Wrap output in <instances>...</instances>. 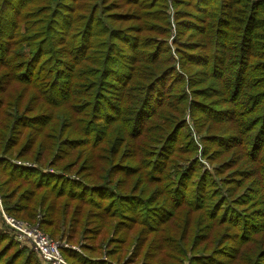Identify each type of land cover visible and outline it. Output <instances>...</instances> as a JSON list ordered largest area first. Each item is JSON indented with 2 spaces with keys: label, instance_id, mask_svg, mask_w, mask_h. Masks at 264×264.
<instances>
[{
  "label": "trees",
  "instance_id": "trees-1",
  "mask_svg": "<svg viewBox=\"0 0 264 264\" xmlns=\"http://www.w3.org/2000/svg\"><path fill=\"white\" fill-rule=\"evenodd\" d=\"M95 1L80 4L76 0H0V65L4 66L9 53L12 54L11 58L22 57L6 76L21 81L35 79L40 90L46 89L44 98L51 101L54 108H66L65 111H68L71 118V124L65 125L59 119L61 123L51 128L53 132L49 138L54 140L55 146L58 140L69 135L64 139L67 153L70 154L75 146H85L81 148L86 150L77 152L75 158L91 164L90 169L95 168L94 164L98 160L105 164L114 162L122 145L112 133L103 134V130L122 126L125 135L131 139H136L137 136L147 137L151 118L167 103L170 96H174L170 101L171 109L183 102V105L186 104V112L196 123L200 118L206 119V128L211 124L214 127L225 123L235 129L236 133L241 116L247 115L252 120L248 131L253 129L247 148L258 146L264 140V0H174L177 26L173 45L178 65L174 64L167 41L153 43L148 39L149 36L142 35L148 29H153L146 26V16L158 14V34L161 40L168 37L171 25L163 13L166 0H121L122 4H137L143 8L135 16L138 22L143 23L134 24L131 29L114 25L113 22L121 20V13H112L109 20L105 15V0L101 2V6L95 4ZM128 18L130 14H126V19ZM143 38L149 40L148 44H143ZM18 44L19 49H14ZM149 45L152 47L148 48ZM143 46L147 49H141ZM116 48L128 50L116 53ZM165 54L171 59L160 58ZM114 55L118 59V65L112 70L110 63ZM63 78L70 79L77 85L64 89L60 81ZM53 79V86L49 89L46 83ZM134 79L136 82L131 85L129 81ZM108 86L121 90L106 93ZM58 91H62V94L57 95ZM44 98L40 100L44 101ZM28 113L22 108V113L16 120L22 126L24 122L20 119L27 115L29 123L32 120L34 130L39 129V133L37 136H27L17 152L18 156L23 154L22 150L27 153L36 144L41 146V131L51 119L48 115L33 119V115ZM180 115L181 113L177 114ZM61 117L63 114L59 118ZM164 117L161 120L165 121L156 123L157 132L164 137L161 149L169 151L175 139L185 129L186 122L180 120L167 132L170 124L166 119L171 117ZM76 131H79L80 137L73 136ZM235 133L226 131L222 134L211 130L206 138L209 144L217 145L218 150L231 146ZM155 138L157 137L152 136L148 139L145 147L147 144L151 145ZM188 142L191 143L189 140ZM127 144L131 147L126 154H132L131 158L135 159L139 143L128 140ZM191 147H194L192 143L187 150ZM39 150L34 154L36 161L41 160ZM64 150H59L60 154L56 153V156H66ZM156 154L160 155L161 150ZM154 160L157 162V158L152 160L153 163ZM251 161L256 167H250L248 171L239 168L238 178L242 180L249 174L247 177L257 182L258 190L247 191L243 202L253 196L256 198L253 202L259 199V203H264V168L261 169V162ZM12 164L0 158V170L8 178H18L23 185L28 183L26 189L20 191V197L27 198L25 194L29 195L27 199L30 205L21 204L20 201L9 204L13 197L12 191L3 194L2 199L5 210L22 220L31 221L37 206L43 210L49 199L48 195L55 192L56 196H60L65 192L62 191L65 188L63 184L70 183L58 180L56 186L52 183V187L60 189L52 190L49 186L52 177L54 182L56 176L33 166L21 168V165L17 167ZM122 166L120 163L116 168ZM193 168L195 162L186 171L176 169L175 172L188 174ZM140 170H143V164ZM183 179L184 176L179 178L178 175L172 186H169L174 197L177 194L178 198L184 197L186 189L183 188ZM73 188L80 190L82 185L78 183L77 188ZM43 189L45 193L40 192ZM223 189L227 190L226 187ZM104 190L110 193L105 185L98 183L84 189V197L82 194L78 196L87 201L86 196ZM228 194L226 191L225 194L215 196L217 201L206 211L211 218L215 216L216 219V215L220 214L218 220L224 216L223 222H231L232 226L237 227L239 231L235 237L242 243L262 230L264 221L259 226L260 219L252 220L251 215L246 218L240 207H227ZM73 195L75 194L68 193V196ZM97 196H93L92 200H96ZM126 198L127 201L120 200V205L124 209L122 213L125 218H131L136 214L138 207L135 206L141 200L138 196L131 195ZM128 198L137 200V203L128 201ZM235 203L240 205L241 202ZM92 204L94 203L90 200L89 205ZM48 206L49 203L46 207ZM259 206L260 204L257 208ZM211 207L213 210H210ZM259 210L258 214L263 216L264 208ZM58 222V219H46L41 222L42 230L52 237L55 231L52 232L50 227L53 228V224ZM64 249L62 255L67 260L68 255L73 256V252L67 254L69 249ZM263 251L259 264H264ZM234 252L235 247L225 255L227 264H236L238 257ZM73 254L77 256V260H84L83 256ZM18 256H22V264H39L37 256L28 247H19L10 235L0 232V264H13Z\"/></svg>",
  "mask_w": 264,
  "mask_h": 264
},
{
  "label": "rangeland",
  "instance_id": "rangeland-1",
  "mask_svg": "<svg viewBox=\"0 0 264 264\" xmlns=\"http://www.w3.org/2000/svg\"><path fill=\"white\" fill-rule=\"evenodd\" d=\"M76 1L82 4L90 3L92 0ZM102 1L104 0H96L95 4L101 6ZM104 2L106 3L105 13H107L105 15L109 20L112 13H121V20L113 22L114 25L131 29L134 24L143 23L138 22L135 18L143 9L139 7L140 5H125L121 0H105ZM111 5L113 6L111 7ZM163 13L171 25L168 37L161 40V36L158 34V25H160L156 21L159 19L158 14L146 16V26L153 29H148V32L142 35L149 36L148 39L153 43L160 44V41H167L174 64L178 65L173 45L175 27L177 26L174 0L165 1ZM126 14H130V18L126 19ZM148 39L143 38L144 45L148 44ZM151 47L149 45L148 48ZM14 49H19V44ZM141 49L146 50L147 47L143 46ZM127 50L116 48L115 52L123 53ZM11 57L12 54L9 53L4 66L0 65V140L2 139L0 158L10 164L12 161H19L22 163L21 168L33 166L41 169L44 173L56 176L57 179L54 182V177L51 179L49 189L52 190L60 189V187L53 188L52 183L53 186H56L58 180L60 182L62 179L70 181V183L63 184L65 185L62 190L65 191L63 194L56 196L54 192L51 193V196L48 195L49 199L43 210L41 211L37 206L33 219L25 220L37 224L42 230V221L58 219L59 222L53 224V228L50 227V229L52 232L55 231L52 239L61 244L60 252L63 254L64 248H68L67 254L71 251L80 257L83 256L82 259H84L77 260V256L72 253L73 256L68 255L66 260L69 264H227L228 259L225 255L230 253L234 247V254L238 257L236 264L260 263L262 258L260 254L264 250V227L241 243L235 237L239 231L237 227L232 226L231 222H223L224 216L218 220L220 214L216 215V219L215 216L211 218L206 211L212 203L217 201L215 196L225 194L227 191L229 193L226 195L229 197L227 207H240L246 214V218L251 215L252 220L260 219L259 226L264 221V214L263 216L258 214L260 213L259 209L264 208V203H259V199L253 202L252 200L256 199L253 196L243 202L247 191L258 190L257 182L248 178L249 174L242 180L238 178L239 168L248 171L250 167H256L251 160L261 162V169L264 168V157H262L264 155V140L260 141L258 146L247 148L253 136V129L248 131L252 126V120H249L247 115L241 116L236 133L235 129L225 123L216 124L214 127L211 124L206 128L204 126L206 119L201 120L200 118L196 123L186 112V104L183 105V102L171 109L170 101L174 96H170L167 103L163 104L151 118L147 137L137 136L136 139H131L125 135L122 126H115L108 130L105 128L103 134L105 132L112 133L113 137H117L118 142L122 145L120 153L114 158V162L105 164L98 160L94 164L95 168L90 169L89 165L91 164L75 158L77 152L86 150V148H81L85 146H75L70 154L67 153L64 139L69 135L58 140L56 146L53 144L54 140L49 138L53 132L51 128L61 123L59 119L65 125L71 124L68 111H65L64 107L54 108L52 102L43 96L46 89L40 90L35 84V79L21 81L8 78L6 75L11 72L12 66L17 65V61L22 59V57ZM160 58L171 59L166 54ZM110 65L112 70L117 67L118 59L115 55ZM53 81L54 79L46 83L49 89L52 88ZM60 81L64 89L77 85L66 78ZM135 82V79L129 81L131 85ZM108 87L109 90L106 93L120 92L121 90L117 87ZM60 94L62 91H58L57 95ZM40 98H44V101ZM22 108L29 112V115H33V119L44 117V115H48L51 119L50 123L41 131L39 138H42L41 146L36 144L31 152L27 153L22 150L23 154L18 156L17 152L27 136L29 134L37 136L39 133V129L34 130L33 121L31 120L32 123H29L27 115L20 119L24 122L23 125H19V121L16 119L22 113ZM178 113L181 115L177 116ZM62 114L63 117L59 118ZM164 116L171 117V119H166L170 124L167 132L171 131L174 124L179 123L180 120L186 122L185 129L175 139L169 151L161 149L164 137L157 132L156 123L165 121L161 120V118H165ZM72 119L74 120V118ZM211 130L222 134H225L226 131L235 133V140L231 146L217 150L218 146L209 144L206 138V134ZM45 134L47 138L44 137ZM73 136L80 137L81 135L79 131H76ZM152 136L157 138L151 145L147 144L145 147L148 139L150 140ZM128 140L139 143L135 159L131 158L132 154H126L127 149L131 147L127 144ZM188 140L194 145L190 150H187L188 146H191ZM61 149H65L66 156L58 158L56 153L60 154L59 150ZM246 149L250 150L246 151ZM38 150V154L41 152L40 161L34 160V154ZM159 150H161L160 155L156 154ZM155 158H157V162L154 160L153 163L152 160ZM193 162H195V168L190 173L175 172L176 169L186 171ZM120 163L123 166L116 168ZM142 164L143 170H140ZM17 167L19 166L17 165ZM178 175L179 178L184 176L183 180L185 181L183 188L186 190L182 198H178L179 194L174 197L173 190L169 187L172 186ZM71 182L76 184H71ZM78 183L82 185L80 190L73 188H77ZM98 183L105 185L110 193L106 190L93 193L85 197L88 199L87 201L82 196H78L82 194L84 197L83 190ZM230 185L232 186L230 187ZM26 186L28 183L23 185L20 179L8 178V175L0 170V206L6 213L8 212L5 210V203L2 199V195L6 192L12 191L13 194L9 204L20 201L21 204L30 205L28 203L29 195L25 194L28 199L20 197V191L26 189ZM225 187L227 190L224 191ZM44 190L40 192L45 193ZM74 191L78 192L73 193ZM68 193L75 195L68 196ZM95 195H98L96 200H92ZM128 195L138 196L141 200L140 204L135 206L138 207L136 214L131 218H125L126 216L122 213L124 209L120 205V200L121 202L127 201L126 196ZM90 200L94 204L89 205ZM128 201L137 203V200L132 198H128ZM236 201H240V205L236 204ZM48 203L49 208L46 207ZM258 204H260V208H257ZM210 210L213 208L211 207ZM0 232L10 235L8 227L1 217V212ZM19 247L22 246L19 245ZM13 264H22V256H18Z\"/></svg>",
  "mask_w": 264,
  "mask_h": 264
},
{
  "label": "built area",
  "instance_id": "built-area-1",
  "mask_svg": "<svg viewBox=\"0 0 264 264\" xmlns=\"http://www.w3.org/2000/svg\"><path fill=\"white\" fill-rule=\"evenodd\" d=\"M12 163L22 164L19 161ZM0 212L12 239L20 246L29 247L37 256L39 264H69L60 252L61 244L42 231L37 224L15 218L6 213L1 206Z\"/></svg>",
  "mask_w": 264,
  "mask_h": 264
}]
</instances>
